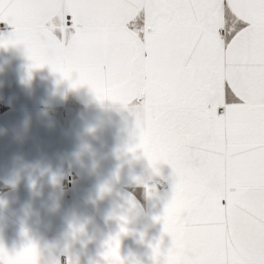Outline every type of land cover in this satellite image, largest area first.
Segmentation results:
<instances>
[{
    "label": "snow or ice",
    "instance_id": "1",
    "mask_svg": "<svg viewBox=\"0 0 264 264\" xmlns=\"http://www.w3.org/2000/svg\"><path fill=\"white\" fill-rule=\"evenodd\" d=\"M21 45L29 76L49 66L127 109L128 151L173 169L153 264H264V0H0V47ZM117 218L104 260L140 264ZM37 251L0 244V264Z\"/></svg>",
    "mask_w": 264,
    "mask_h": 264
},
{
    "label": "crops",
    "instance_id": "2",
    "mask_svg": "<svg viewBox=\"0 0 264 264\" xmlns=\"http://www.w3.org/2000/svg\"><path fill=\"white\" fill-rule=\"evenodd\" d=\"M30 64L23 45L0 47V244L15 253L34 242L35 264H61L62 257L106 264L117 217L127 216L129 231L120 237L126 261L144 252L152 258L162 237L170 246L155 218L173 194V169L161 164L157 175L142 152L128 151L138 142L135 116L86 85L73 88L49 66L29 76ZM142 175L163 184L150 202L130 187Z\"/></svg>",
    "mask_w": 264,
    "mask_h": 264
},
{
    "label": "rangeland",
    "instance_id": "3",
    "mask_svg": "<svg viewBox=\"0 0 264 264\" xmlns=\"http://www.w3.org/2000/svg\"><path fill=\"white\" fill-rule=\"evenodd\" d=\"M130 187L135 191L139 196L150 202L158 190H162L163 184L162 181L156 178L147 179L146 176H138L131 184ZM65 190L70 191V184L66 181ZM63 260L67 262V257L61 258V264ZM140 264H153V260L150 254L144 252L138 259Z\"/></svg>",
    "mask_w": 264,
    "mask_h": 264
},
{
    "label": "built area",
    "instance_id": "4",
    "mask_svg": "<svg viewBox=\"0 0 264 264\" xmlns=\"http://www.w3.org/2000/svg\"><path fill=\"white\" fill-rule=\"evenodd\" d=\"M69 20H70V17L68 18ZM2 107V103H1V101H0V108ZM74 173H71L70 175H69V177H68V183L70 184V186H71V184H72V178L74 177ZM63 264H66V261L65 260H63Z\"/></svg>",
    "mask_w": 264,
    "mask_h": 264
},
{
    "label": "clouds",
    "instance_id": "5",
    "mask_svg": "<svg viewBox=\"0 0 264 264\" xmlns=\"http://www.w3.org/2000/svg\"><path fill=\"white\" fill-rule=\"evenodd\" d=\"M72 255H73V256L76 255V253H75V249H74V248L72 249Z\"/></svg>",
    "mask_w": 264,
    "mask_h": 264
}]
</instances>
